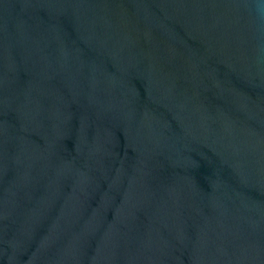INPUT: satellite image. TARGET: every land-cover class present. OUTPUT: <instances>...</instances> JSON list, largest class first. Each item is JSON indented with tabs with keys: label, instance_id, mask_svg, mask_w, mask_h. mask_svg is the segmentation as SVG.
<instances>
[{
	"label": "water",
	"instance_id": "obj_1",
	"mask_svg": "<svg viewBox=\"0 0 264 264\" xmlns=\"http://www.w3.org/2000/svg\"><path fill=\"white\" fill-rule=\"evenodd\" d=\"M0 264H264V0H0Z\"/></svg>",
	"mask_w": 264,
	"mask_h": 264
}]
</instances>
